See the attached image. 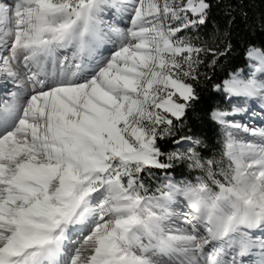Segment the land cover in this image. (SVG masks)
I'll use <instances>...</instances> for the list:
<instances>
[{"label":"snow or ice","instance_id":"6c2138e0","mask_svg":"<svg viewBox=\"0 0 264 264\" xmlns=\"http://www.w3.org/2000/svg\"><path fill=\"white\" fill-rule=\"evenodd\" d=\"M237 17L0 0V264H264V42Z\"/></svg>","mask_w":264,"mask_h":264},{"label":"trees","instance_id":"16d2710c","mask_svg":"<svg viewBox=\"0 0 264 264\" xmlns=\"http://www.w3.org/2000/svg\"><path fill=\"white\" fill-rule=\"evenodd\" d=\"M243 3L245 5V11L250 18L249 22L253 24V27L245 28L244 24L240 22V18L237 17V27L239 29V37L241 38L239 42L242 44L243 40L247 39L259 45L261 42H264V25L261 24V19L264 18V0H243ZM204 38L207 39L208 37ZM239 59L243 60V57H239ZM236 66L240 67L242 65L237 62ZM205 98L208 103H214V101L209 99V94L206 93ZM199 131L207 138L206 143L214 144L216 142V129L211 123L199 128Z\"/></svg>","mask_w":264,"mask_h":264},{"label":"bare ground","instance_id":"6f19581e","mask_svg":"<svg viewBox=\"0 0 264 264\" xmlns=\"http://www.w3.org/2000/svg\"><path fill=\"white\" fill-rule=\"evenodd\" d=\"M259 120H260L259 117L253 116V117L250 118V120L248 122L251 123V124H257L258 125L259 124Z\"/></svg>","mask_w":264,"mask_h":264}]
</instances>
